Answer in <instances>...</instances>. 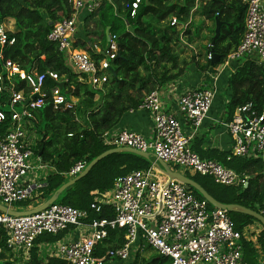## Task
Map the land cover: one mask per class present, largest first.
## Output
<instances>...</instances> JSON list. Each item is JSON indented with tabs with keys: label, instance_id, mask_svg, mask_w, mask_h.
<instances>
[{
	"label": "built area",
	"instance_id": "built-area-1",
	"mask_svg": "<svg viewBox=\"0 0 264 264\" xmlns=\"http://www.w3.org/2000/svg\"><path fill=\"white\" fill-rule=\"evenodd\" d=\"M69 1L73 8L71 16L55 21L46 39L65 55L80 81H86L90 87L99 90L106 81L110 61L115 59L118 51L116 37L109 34L105 49H100L102 58L98 61L75 47L80 11L96 14L100 0ZM240 1L245 7V17L244 34L239 44L227 53L219 70L209 76L210 80L203 87L186 89L178 96L177 112L190 126L192 134L199 130L213 103L217 80L224 69L231 73L234 64L245 59L264 64V0ZM139 2L133 0L130 3V16L135 14ZM199 2L195 0L192 11L197 9ZM168 20L170 26L176 25L174 17ZM14 42V36L0 22V93L5 91L4 99L0 101V123L8 120L5 132L0 135V204L10 209H14V204L32 198L34 190L42 186L40 182L25 181L32 156L26 124L34 121V112L45 105L42 96L45 79L62 84V77L54 70L24 72L14 61L6 58L4 50ZM15 75L24 80L27 93L24 89H14L10 81ZM159 93L155 90L146 94L136 107L151 116L153 133L150 138L120 129L105 133L104 139L115 147L151 152L156 161L163 160L170 168V163L179 165L197 175L210 177L216 184L245 186L248 176L223 166L216 159H201L190 149L191 137L183 134L181 120L164 108ZM50 103L53 109L67 106L61 86L52 88ZM16 106L21 107L20 112L15 110ZM226 128L233 136L227 160L231 157L264 156V109L259 113L250 102L239 105ZM85 164V161H77L68 176H76ZM159 174L151 164L148 168L116 176L108 191L94 193L89 209L98 213L107 206L112 218L90 219L86 209L55 202L29 215L13 216L0 211V226L6 233L5 246L9 251L28 255L38 237L44 234L55 236L75 227L84 229L86 233L77 239L57 240L58 244L53 249L55 256L69 264H106L111 261L126 264L145 248L169 258L167 264H241V233L235 229L229 212L209 207L204 199L196 198L178 180L167 175L161 180ZM259 213L264 216V209ZM115 229L124 232L122 244L107 249L102 256H95L97 244Z\"/></svg>",
	"mask_w": 264,
	"mask_h": 264
},
{
	"label": "trees",
	"instance_id": "trees-1",
	"mask_svg": "<svg viewBox=\"0 0 264 264\" xmlns=\"http://www.w3.org/2000/svg\"><path fill=\"white\" fill-rule=\"evenodd\" d=\"M100 1L102 6L96 12L95 30H87L84 25L81 26V35L77 33L74 42L75 47L88 52L98 61L102 55L92 51L89 43L99 40L101 50H104L107 45L106 28L110 35L116 37L120 57L110 61L106 70V81L99 90H95L85 86L83 81L78 79V75L74 74L68 65L65 55L57 50L54 43L46 39L55 21L71 16L73 8L69 0H0V22L10 17L15 23V31L10 32L15 42L4 50V56L14 61L24 72L32 69L38 73L54 70L62 77L61 89L67 106L52 108L51 90L60 85L45 79L42 91L45 105L35 113L37 123L34 127L41 139L33 147V153L42 162L54 166V170L49 171L42 179V186L36 189L37 196L42 201L70 179L68 172L77 161H85L86 166L100 153L115 147L109 144L103 135L111 132L122 116L135 109L146 94L179 78L190 63L183 60L182 66H179V54L175 46L181 42L183 34L187 40H191L189 19L195 0H140L133 16H130V3L133 0ZM199 1L197 8L205 19L214 21L216 18L221 22L220 34L212 45L220 56V61L216 64L220 66L227 53L237 47L244 34L245 7L240 0ZM92 15L95 14L86 13L82 18L83 23ZM171 16L176 19V25H160ZM179 26L185 28L177 29ZM213 30L206 46L207 62L200 65L193 61L200 70L215 67V64L210 65V59L207 58ZM4 76L6 77L5 74ZM10 82L14 84V89H24L25 93L28 92L24 80L18 75L13 76ZM226 89L229 91L224 109L226 120L232 118L237 106L247 102L260 113L264 109V64L254 59L239 60L234 64V71L229 72L226 78ZM97 91L98 99H94ZM4 96L5 91L0 93V101ZM70 97L79 98L78 103L72 105ZM7 125V119L0 123V135L5 132ZM229 152L214 151V159L235 172L248 176L245 186L219 185L210 177L197 174V177L186 176L196 181L220 203L239 204L260 212L264 209V158L231 157L227 160ZM150 162L131 153L109 154L99 160L85 176L66 187L55 203L86 209L90 219L112 218V212L107 206H103L98 213L89 209L95 197L93 192L108 191L116 176L148 168ZM190 191L196 198L203 200L197 191ZM29 204V200L18 203L21 208L29 207ZM208 206L210 207L209 204ZM229 216L238 231L253 222L259 223L245 214L229 212ZM68 229L55 236L44 234L38 237L35 243L60 240ZM123 233L120 229L109 231L108 236L95 247L94 255L102 256L107 249L120 246ZM5 238V230L0 226V264H17L5 246ZM257 241L264 252L263 226ZM245 245V264H257L252 245L248 242ZM168 262L169 258L155 252L146 259L136 255L131 264ZM22 264L69 263L58 257L43 260L38 248L33 246L29 251L28 262Z\"/></svg>",
	"mask_w": 264,
	"mask_h": 264
},
{
	"label": "crops",
	"instance_id": "crops-1",
	"mask_svg": "<svg viewBox=\"0 0 264 264\" xmlns=\"http://www.w3.org/2000/svg\"><path fill=\"white\" fill-rule=\"evenodd\" d=\"M100 6H102L101 1H100ZM195 10H198V8ZM85 14L86 12L84 10H81L80 16L78 18L79 24H78L77 33H80V35H81V30L83 28L81 26L83 25L87 27L85 28L87 30H95L94 26L92 29H89L87 25L88 21L83 23L82 18L85 17ZM198 16L200 17L197 18ZM197 19L198 21L201 20L202 22L201 24L203 25L206 24V28L203 30L205 32L202 34L204 35L207 32L210 34V36L208 37V43H209V40L212 35V29H214V26H215V22L212 20L205 19L203 15L201 14V12L197 14V16H195L192 11L190 15V19H189L190 20L189 30L191 31V35H190L191 38L195 37V33H196L195 31H197V26H199L198 24H194V21H197ZM168 21L169 20L163 21L160 25L164 26L168 24ZM4 22H5L4 20L1 21V24L4 26V28H6L11 33L15 31L14 29L15 23H14L13 18L8 17L9 26H6ZM177 29H180V26ZM94 41L95 42H93L92 44L89 43L90 49L94 51L95 53L100 52L101 45L99 44V40H94ZM187 41L189 40H187L186 36L183 34L181 36V42L178 44L179 48L177 47V44L175 46V49L178 53H179V50L180 51L184 50V48H187V46L190 47V43L193 42V39L190 40L189 42ZM94 44H95V47H94ZM183 45L186 47H184ZM207 58L209 57L207 56ZM183 60L187 61L185 57H182L180 60H178L179 66H182ZM203 64H204V60L202 59L200 65H203ZM219 68L220 66L217 67V69ZM226 70H228L227 72H229V69H224L223 72H225ZM214 73H216V71H214V68L200 70L197 66H195L194 63H189L184 73L181 76H179V78L171 82H168L165 85H162L156 89L157 91L160 92L159 94L163 101L164 108L167 111L174 113L175 116L181 120L182 124L188 127L185 130H187L186 132L191 137L190 139H193L194 137H196L193 140V143L191 144L192 145L191 147L195 151V153L201 156H205V155H208V153H210L211 155L210 157L211 158L213 157V159L215 158V155L214 153L212 154V151L228 153L231 150L230 148L232 145V140H231V137L229 136V133L226 128L225 121H224L226 119V116L224 114L225 112L224 109H225V102L227 99L226 97L221 98L220 96L217 98L218 91L223 88L226 89V78L228 75H226L225 78L224 77L221 78V76L224 73L223 74L221 73L219 75L217 84H216L215 96H214L213 103H212V105L214 106L212 107L211 105L212 109L210 107V109L208 110L207 115L204 118L201 127L199 128L200 131L192 134L190 126L184 120H182V117L177 112V102H178V96L183 91L189 88L203 87L210 80L209 76L213 75ZM78 99L79 98H76V97H70V102L72 103V105L73 104L75 105L78 103ZM94 99H98L97 94L94 95ZM36 112L37 111H35L34 114ZM34 116H35V120L29 124L28 123L26 124L27 134H28L27 136H28V140L30 141V144L32 147L31 149H33V147H35L37 142L41 139L40 134L35 130V127H34L35 123H37L36 115ZM120 129L135 131V132L142 134L146 138H150L153 133V121L149 113L143 110H137L135 108L125 113L120 119L119 123L111 131L115 132ZM210 132H211L210 136L207 137V133H210ZM32 156L35 157V159L34 161L29 160L30 168L28 170L25 181L29 183H33V182L41 183L42 179L46 177L49 171L54 170V166L50 165L49 163L42 162L41 159L33 153V150H32ZM148 160L151 161L150 165L152 164L154 168H156V170L160 173L159 176L165 177V174L163 173V171L158 167L155 157L151 156L150 158H148ZM171 169L175 170L172 167ZM93 193H96V192L94 191ZM37 195H38L37 191L34 190L33 196L36 197ZM253 226L254 225H252V223L248 224L247 226L244 227V230L240 231L241 242L243 244L241 264H245L243 257H244V250L246 247L245 243L247 242L250 243L254 249L257 264H264V252L259 242L257 241V239H255L254 236L253 238L247 237V233L251 230ZM85 233L86 231L84 229L70 227L61 239H77L83 236ZM56 244H58V241H50V242L41 241L38 244L34 243L33 246L34 247L36 246L38 248V251L40 252V257L43 260H46V258L57 257L55 256V251L53 252V249L56 246ZM9 252H11L10 256L13 260L17 262H21V263L28 262L29 253L28 255H25L21 251H15V252L9 251ZM154 253L155 252L151 250L150 248H145L143 251L139 252L138 255L140 256V258L146 259ZM132 261L126 264H131ZM106 264H123V263L121 261L120 262L111 261V262H107Z\"/></svg>",
	"mask_w": 264,
	"mask_h": 264
},
{
	"label": "water",
	"instance_id": "water-1",
	"mask_svg": "<svg viewBox=\"0 0 264 264\" xmlns=\"http://www.w3.org/2000/svg\"><path fill=\"white\" fill-rule=\"evenodd\" d=\"M215 22V27H214V34L212 36L211 39V48L209 50V59H210V65H214L219 63L220 61V56L219 54H217L212 45L215 42V40L218 38L219 34H220V25L221 22L218 19H214ZM105 36H106V40L108 41L109 39V30L106 28L105 29ZM120 57V53L117 51L116 53V57L115 58H119ZM60 86L62 85L61 83L59 84ZM37 95L35 94L34 97H36ZM113 153H131L137 156H140L142 158L148 159L151 156H154L151 152H141L138 150H135L133 148H129V147H113L110 149L105 150L104 152L100 153L99 155H97L95 158H93L84 168L83 170L78 173L76 176L70 178L68 181H66L65 183H63L62 185H60L52 194L49 198H47L46 200L42 201L41 203H39L38 205H36L33 208H29V209H10L7 208L6 206L0 204V211L4 212L8 215H13V216H20V215H29L32 213H36L39 212L43 209H45L47 206H49L50 204L54 203L56 201V199L58 198L59 194L68 186L74 184L77 180H79L80 178H82L83 176H85L88 171L102 158L106 157L109 154H113ZM157 165L158 167L163 171V173L165 175H167L169 178H174L176 180H178L179 182H181L182 184L185 185V188L187 190H191L194 189L195 191H197L202 198L212 207V208H220V209H224L227 212H233V213H240V214H245L248 215L252 218H254L256 221H258L264 228V216L257 212L254 211L252 209H249L247 207H244L242 205L239 204H223L218 202L217 200H215L209 193H207V191L201 186L199 185L196 181H194L193 179L187 177L186 175H184V173L172 170L163 160L157 159Z\"/></svg>",
	"mask_w": 264,
	"mask_h": 264
},
{
	"label": "rangeland",
	"instance_id": "rangeland-1",
	"mask_svg": "<svg viewBox=\"0 0 264 264\" xmlns=\"http://www.w3.org/2000/svg\"><path fill=\"white\" fill-rule=\"evenodd\" d=\"M193 13H194V15L195 16H197V14H199L200 13V10H194L193 11ZM200 16H198L197 18H199ZM5 22V25L6 26H9V23H8V17H6V18H4L3 19ZM2 20V21H3ZM88 27H89V29H92L93 28V26H94V29H95V27H96V22H97V20H96V14L95 15H92L90 18H88ZM202 22H201V20H199L198 21V19H197V21H194V24H198L199 26H197V31H195L196 33H195V37H192L191 38V40L193 39V42L192 43H190V47H188L187 46V48H184V50H179V58H178V60H180L182 57H185L186 58V60L188 61L189 60V62L190 63H193V61H197L199 64L201 63V61H202V59L204 60V64L207 62V59L205 58V56H206V46H207V44H208V37L210 36V34L207 32V33H205L204 35L202 34V33H204L205 31H203L205 28H206V24H201ZM85 27V26H84ZM85 28H87V27H85ZM15 29V28H14ZM83 29V28H82ZM207 38V39H206ZM187 42H189V41H187ZM179 43H177V47L179 48V45H178ZM184 44V43H183ZM184 46V45H183ZM184 47H186V46H184ZM193 59V60H192ZM203 63V62H202ZM218 64V63H217ZM212 66V65H211ZM217 67H218V65H216L215 64V67H213L214 68V71H218L219 69H217ZM212 69V68H211ZM228 70H226L225 72H223L222 74V76H221V78H225V76L226 75H228V73L229 72H227ZM220 78V79H221ZM84 84H85V86H89V84L88 83H86V81H84ZM95 90H98V89H95ZM228 90L227 89H221V90H219L218 91V94H217V98L220 96L221 98H223V97H226V99L228 98ZM95 94H97V95H99V93H98V91L95 93ZM214 105H212V107H213ZM212 107H211V109H212ZM15 108V110L16 111H18V112H20V110H21V107L20 106H16V107H14ZM8 109V107H6L5 108V110H7ZM225 121V124L228 122V120H224ZM186 128H188L187 126H184V125H182V132H183V134L185 135V136H188V133L186 132L187 130H185ZM198 131H200V129L198 130ZM197 131V132H198ZM210 134H211V132L210 133H207V137H209L210 136ZM229 136L231 137V140H233V136L231 135V134H229ZM193 138V137H192ZM196 137H194L193 139H190V141H189V147H190V149L195 153V151L192 149V143H193V140L195 139ZM232 145H233V142H232ZM232 145H231V147H232ZM231 149V148H230ZM214 153V151H212V154ZM197 154V153H196ZM198 155V154H197ZM201 159H206V158H211L210 156V153H208V155H205V156H201V155H198ZM32 157L33 156H31L30 157V160H33L34 161V159H35V157H33V159H32ZM223 165V164H222ZM170 166L173 168V169H175V170H177V171H180V172H182V173H184V175H188V176H190V177H197L196 176V174L195 173H193L192 171H190L189 169H184L183 167H181V166H179V165H176V164H173V163H170ZM224 166V165H223ZM226 167V166H225ZM159 179H161V180H164L165 179V177H159ZM29 201H30V204H29V207H25V208H21V206H19L18 204H14L13 205V207L12 208H14L15 210H18V209H29V208H32V207H35L36 205H38L39 203H41L42 202V199L40 198V197H35V196H33L32 198H30V199H28ZM57 200V199H56ZM26 201V200H25ZM252 225H254L252 228H251V230L247 233V237L248 238H253V236L255 237V239H257L258 238V236H259V233H260V231H261V227H262V225L260 224V223H257V222H253L252 223ZM242 230H244V228L242 229ZM143 255V254H142ZM14 262L15 263H17V264H22L21 262H17V261H15L14 260ZM107 263V262H106Z\"/></svg>",
	"mask_w": 264,
	"mask_h": 264
},
{
	"label": "clouds",
	"instance_id": "clouds-1",
	"mask_svg": "<svg viewBox=\"0 0 264 264\" xmlns=\"http://www.w3.org/2000/svg\"><path fill=\"white\" fill-rule=\"evenodd\" d=\"M191 12H192V11H191ZM171 17H172V16H171ZM180 28H181V26H180ZM208 57H209V55H208ZM221 64H222V63H221ZM221 64H220V65H221Z\"/></svg>",
	"mask_w": 264,
	"mask_h": 264
}]
</instances>
